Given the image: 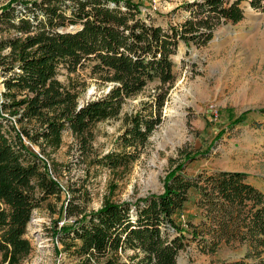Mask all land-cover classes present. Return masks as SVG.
<instances>
[{
    "label": "trees",
    "instance_id": "16d2710c",
    "mask_svg": "<svg viewBox=\"0 0 264 264\" xmlns=\"http://www.w3.org/2000/svg\"><path fill=\"white\" fill-rule=\"evenodd\" d=\"M243 1L264 10V0H189L167 14L180 13L182 21H169L166 27L154 24L149 15L141 17L140 6L128 0H32L0 10V26L14 32L0 41V50H9L0 57V253L28 254L32 246L24 235L34 211L63 190L29 146L41 148L69 132L78 139L81 156H88L93 122L157 82L155 93L119 137L122 147L132 151L104 156L98 163L113 169L135 161L139 144L162 122L175 82L171 57L178 45L207 46L218 27L243 19ZM60 65L70 73L87 67L113 87L105 97L77 108L54 79ZM16 94L23 98L16 100ZM7 110L16 118L3 117L1 111ZM22 124L28 127L16 128ZM191 191L197 192L199 221L188 220L183 228L173 216ZM63 213L80 216L58 236L67 255L88 257L84 264L91 259L121 264L116 256L126 249L134 252L132 264H177L190 242L206 255L222 243L244 248L240 258L213 264H264V192L242 172L202 171L190 177L180 165L161 195L109 203L90 213L68 201Z\"/></svg>",
    "mask_w": 264,
    "mask_h": 264
},
{
    "label": "rangeland",
    "instance_id": "374dc122",
    "mask_svg": "<svg viewBox=\"0 0 264 264\" xmlns=\"http://www.w3.org/2000/svg\"><path fill=\"white\" fill-rule=\"evenodd\" d=\"M29 1L32 0H0V10L12 4L20 8L19 3ZM128 1L140 6L141 17L149 15L154 24L166 27L169 21H182L180 13L170 17L167 14L189 0ZM240 7L243 19L218 27L207 46L178 45L171 57L175 82L169 88L162 122L144 144H139L135 161L123 162L113 169L98 163L104 156L132 151L122 147L119 137L132 116L155 93L157 82L124 98L115 111L93 122L88 156H81L78 139L69 132L41 148L29 146L63 190L34 211L24 235L31 243L30 252L17 257L0 253V264H84L88 257L75 259L67 255L58 236L64 226L80 218L64 216L68 201L90 213L109 203H134L158 196L163 194L170 173L180 165L183 174L190 177L202 171L242 172L250 184L264 192V114L260 113L264 109V10L252 9L247 1ZM12 35L13 31L0 26V41ZM8 53V49L0 50V57ZM102 77L92 76L87 67L70 73L60 65L54 79L60 91L72 96L78 107L109 93L113 83ZM3 78L0 68V102ZM22 98L23 94H16V100ZM1 115L16 118L10 110L1 111ZM196 198L197 192L191 191L188 201L173 216L177 225L185 228L188 220L198 223ZM243 252L242 246L222 243L214 254L206 255L190 242L179 252L177 264H213L238 259ZM133 254L126 249L116 257L121 264H132ZM103 263L104 259H91L87 264Z\"/></svg>",
    "mask_w": 264,
    "mask_h": 264
},
{
    "label": "crops",
    "instance_id": "0c3cea01",
    "mask_svg": "<svg viewBox=\"0 0 264 264\" xmlns=\"http://www.w3.org/2000/svg\"><path fill=\"white\" fill-rule=\"evenodd\" d=\"M255 186V185H254ZM255 187H257L258 189H260L261 190V188H259L258 186H255ZM244 253V252H243ZM243 255V254H242Z\"/></svg>",
    "mask_w": 264,
    "mask_h": 264
},
{
    "label": "built area",
    "instance_id": "2783aa9c",
    "mask_svg": "<svg viewBox=\"0 0 264 264\" xmlns=\"http://www.w3.org/2000/svg\"><path fill=\"white\" fill-rule=\"evenodd\" d=\"M81 106H78L77 108H80ZM27 143V142H26ZM28 144V143H27Z\"/></svg>",
    "mask_w": 264,
    "mask_h": 264
},
{
    "label": "water",
    "instance_id": "95a60500",
    "mask_svg": "<svg viewBox=\"0 0 264 264\" xmlns=\"http://www.w3.org/2000/svg\"><path fill=\"white\" fill-rule=\"evenodd\" d=\"M215 36H216V35H215ZM211 41H212V40H211ZM211 41H210V42H211Z\"/></svg>",
    "mask_w": 264,
    "mask_h": 264
}]
</instances>
